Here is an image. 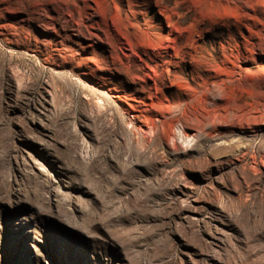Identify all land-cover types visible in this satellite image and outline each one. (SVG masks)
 <instances>
[{
  "label": "rangeland",
  "instance_id": "rangeland-1",
  "mask_svg": "<svg viewBox=\"0 0 264 264\" xmlns=\"http://www.w3.org/2000/svg\"><path fill=\"white\" fill-rule=\"evenodd\" d=\"M0 264H264V0H0Z\"/></svg>",
  "mask_w": 264,
  "mask_h": 264
}]
</instances>
